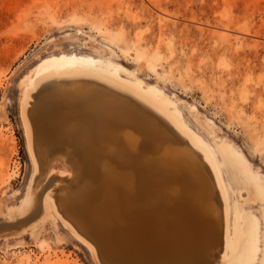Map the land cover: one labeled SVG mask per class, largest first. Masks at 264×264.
Returning a JSON list of instances; mask_svg holds the SVG:
<instances>
[{"label": "rangeland", "instance_id": "1", "mask_svg": "<svg viewBox=\"0 0 264 264\" xmlns=\"http://www.w3.org/2000/svg\"><path fill=\"white\" fill-rule=\"evenodd\" d=\"M74 57L137 82L213 149L229 255L264 264V0H0V264H102L45 202L78 157L65 144L35 175L23 116L32 128L36 77Z\"/></svg>", "mask_w": 264, "mask_h": 264}, {"label": "water", "instance_id": "2", "mask_svg": "<svg viewBox=\"0 0 264 264\" xmlns=\"http://www.w3.org/2000/svg\"><path fill=\"white\" fill-rule=\"evenodd\" d=\"M83 92L106 101L110 110L107 116L90 108L82 115L73 114L80 118V124L68 119V112L82 110L79 95ZM63 95L73 97L76 107L60 105ZM28 115L41 174L48 171L54 149L66 144L71 147L69 156L78 157V162L73 161L74 176L64 178V184L57 188L58 205L95 247L102 264H218L225 245V222L213 173L201 154L163 117L132 96L89 79L46 83ZM103 117L110 121L109 126L101 125ZM102 135L108 138L103 143L108 145L106 149H120L131 163L118 164L128 166L149 185L124 187L131 198L110 200L97 207L95 200L90 204L78 197L90 179L76 148L79 142L92 148L100 144ZM84 174L87 179L82 184ZM203 178H207L210 195L198 204L201 200L194 199L192 192L200 193ZM200 243L205 253L196 259L194 252ZM210 255L214 261L208 259Z\"/></svg>", "mask_w": 264, "mask_h": 264}, {"label": "bare ground", "instance_id": "3", "mask_svg": "<svg viewBox=\"0 0 264 264\" xmlns=\"http://www.w3.org/2000/svg\"><path fill=\"white\" fill-rule=\"evenodd\" d=\"M73 60L74 63L72 65L69 66L67 65L64 66L63 68L53 71L51 70L38 75L27 92L28 98H31V93L35 92L39 88L41 82L45 80H48L47 83H49V82L61 81V80L89 79V80L98 81L99 83L107 85L111 89L118 90L120 92L132 96L137 101L143 103L147 107L151 108L154 112L159 114L161 117H163L166 121H168L171 124V126L174 127V129L183 138H185L189 142V144L196 151H198L201 154L204 162L208 165V167L211 169V172L213 173L215 184L220 193L223 203L224 222H225V245H224V250L222 251L220 258L218 260V264H248V260L245 259L242 253H239L237 256L229 255V250L231 247V241H230V233H231L230 210L231 209L228 199V191L222 176L220 164L213 149L208 144H206L200 137H198V135H196L192 130H190L187 126L182 124L178 119V117L176 116V114L173 113L166 106L164 102H162L156 96L152 95L149 91L142 89L137 82L122 78L118 76L115 72H112L104 67L95 65L93 63L84 61L82 58L74 57ZM79 98H81V100L83 101V104L81 105L83 107L82 110L77 109L76 111H74V113L73 111L71 112L72 115L69 112L67 113L68 115H66L68 116V119L70 118L75 120V123L78 122L80 124V122H82V121H78V119H80L79 117L73 116V114L75 113H77L78 115L79 114L82 115L83 112L90 110V108H92V109H96L95 111H101L105 113L107 116V113L110 111L108 110L109 104L106 103V101H101V100L97 101L96 99H92L91 96L87 95L85 92L81 93L79 95ZM59 100H60L59 103L61 105L70 108H75L77 105V101L71 96H67V95L60 96ZM25 107L26 105L23 108L24 111L23 116L26 126L27 137L29 141V148L32 157L35 161L34 174L40 175L41 174L40 163L36 153L32 128L30 126V123L27 119L24 110ZM116 116L119 117V115L117 114ZM120 118L124 119L125 117L120 116ZM107 121H105V117L101 118V123H102L101 125L109 126L110 121L108 119ZM91 122L93 121L91 120ZM100 134H106V133H100ZM106 139H108L106 135H102V137H100L99 139L100 144L98 145L96 144L92 148H89L88 146H86L87 148H85V145H83L82 147V144L79 142L78 148H76L77 151L83 157L82 169L85 173H87L90 179L89 183H86L87 185L85 184V187H83L78 197L79 199L84 200L85 203L86 202L90 203L92 200H95L94 203L96 204L97 207L100 205L103 206L104 205L103 203L110 200L115 201V199L131 198L132 197L131 192L129 190H126V188L124 189V187H134L135 185L138 184L140 185L141 188H143L149 185L148 180H146L144 177L143 179L142 178L138 179V177L136 176L137 174H134L131 171V169H129L128 166L127 168V167H122L120 164H118L119 162L120 163L122 162L125 163L126 165L129 166L131 165V163L126 161L127 160L126 155L120 149L112 150L105 148V146H108V145H103V143H106L105 142ZM100 168H102L101 172H100ZM202 182L203 184L201 186L202 188L200 190V193L198 194V191L192 192L194 195V199L201 200V202H197L198 204H203L204 196L210 195V193H208L209 185L207 178H203ZM186 185H188V183ZM50 189L51 188H49L45 193V202L48 199L52 203L53 209L56 211V213L71 226V228L77 233L79 239L83 243H85L90 249L95 251L96 250L95 247L78 232V230L72 224L70 219L66 217L64 214H62L60 209H58L59 205L57 206V202H55L54 198L50 194ZM82 204L84 203L82 202ZM90 204L89 207H91ZM196 247L198 250L196 251L195 249L194 257L196 259H201V257H203L205 253L204 245L200 243Z\"/></svg>", "mask_w": 264, "mask_h": 264}]
</instances>
